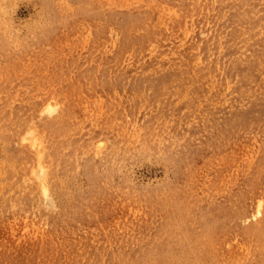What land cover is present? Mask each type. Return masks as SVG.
I'll return each mask as SVG.
<instances>
[{
	"label": "rangeland",
	"instance_id": "374dc122",
	"mask_svg": "<svg viewBox=\"0 0 264 264\" xmlns=\"http://www.w3.org/2000/svg\"><path fill=\"white\" fill-rule=\"evenodd\" d=\"M257 4L264 14V0ZM98 11V0H0V79L17 88L1 89L0 94H46L55 108L47 114L53 117L49 129L37 127L47 134L43 157L53 206L32 202L28 192L9 187L0 209L34 213L47 223V233L34 227V247L41 253H111L105 241L126 245L134 236L145 239L144 221L152 231L155 223L173 218L180 219V226L163 232H189L186 244L209 236L208 223L226 219L227 206L232 213L240 188L257 187L264 196V144L260 139L252 150L256 163L246 166L241 160V178L237 163L230 164L226 157L235 145L226 128L223 97L217 102L216 91L203 87L213 81L107 75L113 65L105 68L99 63L103 56ZM105 16L112 19L110 11ZM116 16L122 21L126 15L119 9ZM105 104L119 106L111 114L129 120V132L114 128L110 108H101ZM207 107L211 112H203ZM247 132L264 135V123ZM93 143L100 153L85 154L81 146L86 149ZM112 143L118 147L115 153L109 149ZM5 149L0 139L1 158ZM16 192L21 198L14 205L9 199ZM186 215L188 223L183 222ZM234 218L232 235L244 233L249 220L239 214V207ZM214 232L224 235L222 229ZM44 234L47 238L41 240ZM173 236L154 239L165 242ZM224 240L232 244L234 239ZM3 259L0 255V264Z\"/></svg>",
	"mask_w": 264,
	"mask_h": 264
},
{
	"label": "bare ground",
	"instance_id": "6f19581e",
	"mask_svg": "<svg viewBox=\"0 0 264 264\" xmlns=\"http://www.w3.org/2000/svg\"><path fill=\"white\" fill-rule=\"evenodd\" d=\"M98 1L97 36L103 56L99 63L105 68L113 65V72L107 70L106 74L124 78L213 81L203 87L216 91L217 102L223 97L224 120L235 145L226 157L230 164L237 163L238 175L242 178L241 160L246 166L256 163L252 150L260 139L264 144V135L247 132L264 123V115L260 112L264 111V14L258 11V0ZM119 9L126 15L122 21L116 16ZM109 11L112 19L105 16ZM107 52L112 58L106 56ZM1 89L17 88L13 82L0 79ZM49 98L46 94H20L16 91L0 94V139L6 145V153L0 157V203L10 187L28 192L32 202L44 201L53 206L48 169L44 165L46 156L43 157L47 134L37 128L49 129L53 121V117L47 116L55 111ZM80 107L84 108V104ZM101 108L109 109L110 106L105 104ZM115 108L119 109V106L114 104L108 113L118 111ZM203 112L211 111L207 107ZM110 118V122L115 123L114 128L129 132V120L114 114ZM112 144L109 149L115 153L118 147L116 143ZM94 148H98L94 143L86 149L81 146L82 151L91 156L100 153L99 148ZM61 162H65L64 159ZM20 198L16 192L9 201L15 205ZM231 207L232 213L228 206L224 208L223 218L226 216V219L208 223L211 235L191 239V244L185 243L190 238L189 232L177 235L173 234L175 229L171 233L163 232L180 226V219L173 218L155 223L152 231L150 223L144 221V240L134 236L126 245L105 241L104 245L111 253H41L34 247V227L41 233H47V223L37 219L34 213L27 216L19 209L4 210L6 207L3 206L0 209V255L4 264H264V196L257 187L243 186L237 203ZM238 207L239 214L249 222L244 233L232 235L234 228L231 224L233 219L236 222L234 217ZM8 210L12 211L10 215H7ZM26 218L31 223L25 224ZM190 220L186 215L183 222ZM219 229L224 235H212ZM11 233H16V238L10 237ZM44 235L41 240L47 238V234ZM163 235L174 236L165 242L154 239ZM229 237L234 239L232 244L224 240ZM190 247L203 252L188 253L186 249ZM125 249L132 252H124Z\"/></svg>",
	"mask_w": 264,
	"mask_h": 264
}]
</instances>
